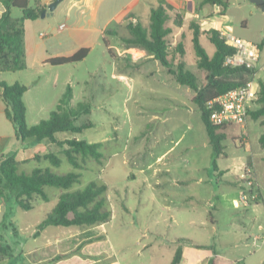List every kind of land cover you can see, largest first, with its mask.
Wrapping results in <instances>:
<instances>
[{
  "label": "crops",
  "instance_id": "obj_1",
  "mask_svg": "<svg viewBox=\"0 0 264 264\" xmlns=\"http://www.w3.org/2000/svg\"><path fill=\"white\" fill-rule=\"evenodd\" d=\"M52 1L54 0H29V3L32 6L36 4L40 7H44L45 9ZM243 1L251 2L250 0ZM166 2L172 5L181 14V27H172L174 33L176 32V36L181 34V30L186 28L187 39H189L190 32L192 34V29L190 28V23L192 21L199 24L201 31L214 28L219 30L224 36L229 34L234 35L233 31L236 18L229 14L226 8L223 9L222 6L218 4H211L209 2H204L203 0H166ZM157 4V0H61L58 2L54 10L61 5V11H64L65 17L70 23L69 29L66 33H63L56 39L57 46L59 47L55 50V52L49 53L48 50H43L42 54H39L37 64L42 68H48L47 66H50L51 68L52 65L46 62L47 59L55 56H68L75 53L82 47H88L89 51L86 57L82 59V61H85L87 56L92 52L94 45L100 42V39L103 40V43L104 39L106 40L104 48L101 51L103 57L108 59L106 54L111 56L110 77L118 80L120 83H123V81L127 78L132 79L131 74L128 71L129 66L136 67L139 70L141 66L149 62H154L158 70L162 72L161 79L159 78L150 82L139 81L137 85L146 91L149 97L160 99L161 103L145 108L144 110L138 109V113L149 114L147 117V123H155L153 128L147 127L148 125H146L145 128H142L141 131H139V136L147 137L152 135L153 145H157L164 141L166 145L163 146L162 150L154 152L152 151L153 147L148 146V150H151L149 152L151 160H147L148 158L145 159V155L148 154V150L137 147L136 149L131 150V155L128 158L127 150L129 147L126 143L130 142V138L125 141L122 147L115 148L114 141L117 138L115 136L116 132L115 129L110 128V126H107L106 128L103 127L98 133L92 134L91 140L84 138L87 142L98 143V150L103 145L106 147V154H103L106 157L105 164L101 166L98 165L100 168L98 166L97 167L100 169V172L102 170L107 176V180H102L101 183L106 185L105 194L109 202L108 204L113 207L119 206L121 210L120 214L127 215L128 211L135 209L132 204L130 205L126 203L128 199L137 198L149 201L156 212L155 216L152 217L153 220H149V223H153L155 225V231L159 229L157 228L158 226L162 225V221L166 216H168L172 221H176L177 225L182 224L185 226L186 229L183 228L187 230L185 234H174L175 236H173L170 240L166 239V242L170 245L168 264L171 263L178 248L181 250V258L178 264H209L210 261H212L213 264H238V261H243L242 264H246V259L252 255L251 253L244 252V254L239 255L236 259L232 253L231 247L227 248V246H230L231 244L232 240L229 239L231 235H235L233 240L234 246L241 245L243 249H245L248 247L249 243H252L257 246V250L264 249V225L258 224L255 227L250 224L252 216L245 210H248L251 206L245 207L240 204V181L238 178L240 172L245 166L252 167L255 179L260 187L259 190H264V180L261 179L262 174L259 170L260 164L264 162V146L260 144L262 149H257L256 151L253 149L251 144L250 146H247V158L240 161V164L237 165V170L233 172L234 178L232 179L231 176L229 177L231 168L227 163L228 155L227 152L224 151V147L223 152L218 156V161H216V168L213 167V171L211 170V140L208 133L207 137L204 136L202 138V142H199L202 144L203 148H206L207 163L205 165L204 163H196L195 161L196 153H194V150L196 148V144L192 138L194 134L187 138V133H178L177 127L159 130L160 125L169 122L172 117L180 111V106L185 105V102L180 101V97L184 98L185 94L183 91L180 92V85H186H182L177 82L172 74H170L159 62V60L153 58V56L145 49L136 46H125L122 40L118 38V34H125L122 36H126L128 34L126 30V23L131 18H135L136 22H139L140 24H142L143 16H147L150 19V9L152 7H156ZM256 6L260 8L259 5ZM4 10L5 7L2 0H0V16ZM39 18L40 17L34 20H25L23 22L25 55H31L33 50H35V47L37 49L38 46H42L38 45L37 42L33 45V41H35L34 31L37 29ZM240 21L241 25L246 26V20L241 19ZM62 25L63 24L59 25V29L62 28ZM107 29L117 30L116 35L106 33ZM203 37L207 38L203 33H201L199 36L200 42ZM181 43L183 44V42ZM255 43L261 44V46H259L260 58L251 74V77L256 84L259 85V81L262 80L264 82V79L258 78V80H255V77L259 70L264 72V39ZM184 52L185 53L181 59L186 62V68L189 69L188 62L184 58L187 52V50L185 51V48ZM175 53L176 56L174 57V63L177 64L180 59V55L177 52ZM212 54L209 55L211 56ZM59 68H63L65 70L67 67ZM140 69H142V67ZM162 70H164L165 73H163ZM1 72L2 71H0V81H4L7 84L19 82H7L1 77ZM140 72L145 74L142 70H140ZM154 73V71H149V73H146L145 76H152ZM67 77L66 81H69V79H72L73 74H68ZM39 81L40 77L34 83H38ZM71 82L72 80H70V83L67 84V86L69 85L71 87ZM134 84H136L135 81L131 84V88L133 87V89L135 88ZM33 85L34 84L28 85V89L22 96L26 106V122L28 116V106L25 101V95ZM186 87L190 88L188 86ZM186 93L188 94L186 98L191 99V102L194 103L193 97L195 95V91L192 89L191 93H189L187 89ZM5 108L6 105L1 96L0 90V156L14 155L15 159L18 161V172L30 173L35 168H41L50 169L52 172L57 174H64L56 172L52 167L54 164L44 155L48 152H53L60 159L59 164H61L64 160H67L66 156H64L65 159H63L59 155L60 152L53 148V143L51 142L41 141L26 143L20 141L15 134L13 123L5 114ZM42 109L43 106L40 105L39 110ZM189 109L192 111L193 108ZM250 120L254 119H247L244 134L242 135V131H240V134L238 135L240 137V143L243 147L246 146V143L250 142L248 136ZM262 120H264V117L254 121H256L259 125V123L262 124ZM230 126L233 125H229L227 130ZM261 126H264V124ZM64 133H68L69 135L66 136ZM263 133L264 132L261 134ZM261 134L258 136V141ZM56 135L58 139L72 137L83 139V136H80L82 135L81 133L74 134L70 132H58ZM131 136L132 135L130 134L129 137ZM203 153L205 158V152ZM36 154L39 155L38 158H36ZM221 158L222 162H220ZM42 161H47L48 163L43 167L38 166ZM205 168V174H202L201 171ZM71 171L73 170H69L68 172ZM97 171L99 172V170ZM118 174L122 176L120 178L121 181L117 182L115 177ZM133 183H138L139 186L134 187ZM47 187L50 186L44 187L47 199H43L39 195H34L30 200V209L37 206V202L39 200L45 202L51 200V195L46 189ZM64 192L59 191L55 194V199L57 198L56 203L59 196ZM254 205L255 206L251 207V212H253V214L257 212V203ZM9 208V212L6 216V222L11 226V230H13V227L17 228L13 213L20 207L14 203H10ZM143 209L150 210V205L147 206L146 203V206ZM230 209L234 210V212L229 214L231 215L229 218L230 225L222 228L220 224L222 225L224 223L223 217ZM111 216L112 213L110 217ZM109 219L107 221H109ZM107 221L99 225L103 227ZM59 226L61 225L46 226L43 230H41L39 235L44 233L46 230H51L52 227L58 228ZM64 227L79 228L82 226L73 225ZM1 229L2 226H0V233L6 235L7 233ZM35 230L31 232L32 235ZM145 230H149V228H146ZM173 231L177 232V229ZM101 232L104 233L103 231ZM55 233L56 234H53L55 237L54 241H48V243L44 246V249L47 247L52 248L54 246L57 248L63 243L68 242V239L65 236L67 232ZM12 235L14 236L13 231ZM30 235L28 237H30ZM78 237V240L76 235L74 238L70 237L71 240L69 241L74 243V247H77L80 243H82L83 237L80 233ZM147 245L148 244H146V246ZM158 245L161 244L158 243ZM40 252L41 251L37 252V254ZM43 252H45V250ZM76 252L77 251H74L75 254L72 256L73 258L71 257V260H78V258H80L79 253ZM71 262L69 264H71ZM98 263L99 262H97V260L92 262V264ZM54 264L66 263L60 259ZM101 264L117 263L102 262Z\"/></svg>",
  "mask_w": 264,
  "mask_h": 264
},
{
  "label": "rangeland",
  "instance_id": "obj_2",
  "mask_svg": "<svg viewBox=\"0 0 264 264\" xmlns=\"http://www.w3.org/2000/svg\"><path fill=\"white\" fill-rule=\"evenodd\" d=\"M244 2L243 0H229V4L226 7L227 12L236 18L233 34L249 42H260L264 39V11L253 2ZM12 14L14 17H19L21 16V11L19 9H14ZM170 16H172V14ZM241 19L246 20V26L241 25ZM149 21L150 19L147 16L142 17V25L147 26ZM172 21L170 17L166 25L173 27ZM61 24H63L61 26L62 28L59 29V25ZM69 25L70 23L67 21L64 11H61V5L50 14L40 17L37 29L34 31L35 41H33V45L37 42L38 45L42 46H38L37 49L35 47L31 55L24 56L25 68L15 72H1V77L7 82L19 81L26 86L34 84L25 95V101L28 106L27 123L35 124L41 119L48 118L50 113L56 110L59 99L62 97L63 92H65L67 84L72 80L70 84L73 94L71 104L76 105L78 102L87 101L91 108V113L87 117H81L77 120L78 124L88 120L92 123L90 128L81 133L82 135L80 136H83V139L91 140L92 134L98 133L103 127L106 128L110 126V128H114L116 132L115 136L117 138L115 137L116 139L114 141L115 148L122 147L125 141L130 138V142L126 143L129 147L127 150L128 158L131 155V150L137 147L147 150L148 146L153 147L152 151L154 152L162 150L163 146L166 145L164 141L157 145H153L152 135L147 137L139 136V131H141L142 128H145L146 125H148L147 127L149 128H153L155 123H147L149 114L138 113V109L144 110L145 108L161 103L160 99L149 97L148 93L137 85L139 81L150 82L159 78L161 79L162 72L158 70L154 62H149L141 66L142 69H140V67L139 70L136 67L129 66L128 71L132 79L127 78L123 83H120L118 80L110 77L111 56L106 54L108 59L103 57L101 51L104 48V43L103 40L100 39V42L94 45L92 52L87 56L85 61L80 60L74 63L52 65L51 68L50 66H47L48 68H42L37 64L39 54H42L43 50H48L49 53L55 52L59 47L57 46L56 39L63 33H66L69 29ZM181 31V34L177 36L174 31L169 35V50L173 52L177 43L183 42L185 51L187 50L184 58L188 62V68L194 74L200 76L201 71L196 67L195 63L197 58L191 41L192 34L190 32L189 39H187L186 28ZM121 34L125 35L123 33ZM122 35L118 34L119 37H117L121 39V37H123ZM201 43L209 54L213 53L214 45L207 38L203 37ZM59 67L67 68L64 70ZM140 70L144 71L145 74H148L149 71H154L155 73L152 76H145ZM162 71L165 73L164 70ZM71 73L73 74L72 79L66 81L68 74ZM39 77L40 81L34 83ZM258 78L264 79L263 71L259 70L257 72L255 80H258ZM133 81L136 83L134 84V89L133 87L131 88ZM187 89L189 93H191V88L180 85V92H185L184 98L180 97V101L185 102V105L180 106V111L172 117L169 122L160 125L159 130L177 127L178 133H187V138L194 134L192 138L196 144L194 150V153H196L195 161L196 163H204L206 165V148H203L202 144L199 142H202L204 136L207 137V132L197 105L195 102H191V99L186 98L188 95L186 93ZM40 105L43 106L42 110H39ZM189 108H193L192 111H190ZM248 119H251V117L249 116ZM261 123L264 124L263 122ZM262 124L259 123V126L256 121L250 120L248 132L250 142L246 143L245 147L240 143V137L238 136L240 131L243 130L242 128L238 125H233L226 131V137L221 143L224 147V151L227 152L228 155L227 163L231 168L229 177L231 176L232 179L234 178L233 172L237 170V165L240 164V161L247 158V146L251 144L255 151L257 149H262L258 141L259 134L264 132V126H261ZM130 134L132 135L131 137H129ZM64 135L68 136L69 134L64 133ZM53 148L59 151V155L65 159V155L61 151L60 146L53 144ZM105 150V145L99 148L103 157L99 160L91 156L84 157L77 154V161L80 163L79 168L73 167L67 160H64L59 165H52L53 169L58 173H65L69 170L80 172L81 176L79 182L74 183L68 189L51 186L47 187L46 189L51 195V200L48 202L39 200L37 206L27 211L17 208L13 213L17 227L16 236L12 235L11 226L8 225L5 220L6 227L2 226L1 230L7 233L5 239L7 243L10 244L12 255L0 261V264H54L60 259L66 264H69L71 261V264H92V262L96 260L99 262L98 264L102 262H113L117 264H168L170 245L166 242V239L170 240L175 236L174 234H185L187 232V230H185L186 227L182 224L177 225L176 221L174 222L166 216L162 221V225L158 226L157 228L159 229L155 231V225L149 223V220L156 214L154 208L149 201L137 198L128 199L126 201L127 204H132L135 208L132 211H128L127 215H121L119 206H110L107 198H105V209L109 210L112 216L103 227L99 225L101 223L92 226L83 225L79 228L59 226L58 228L52 227L51 230H46L36 237H33L31 234V232L35 230L36 225L53 209L57 199H55V194L59 191L81 190L91 181L101 183L102 180H107L106 174L102 170L100 172L99 169V166L104 165L106 161V157L103 155L106 154ZM210 150V166L213 171L212 159L214 158V152L212 143ZM150 151L151 150H148V154L145 155V159L148 158L147 160H151ZM203 152H205V158ZM47 161H42L38 166L43 167L48 163ZM216 161H218V157ZM220 162H222V158ZM97 170H99V172ZM205 170L206 168L202 170L201 173L205 174ZM259 170L262 174L261 179L264 180V162L260 164ZM121 176L122 175L118 174L115 180L117 182L121 181ZM133 186L137 187L139 184L133 183ZM146 203L147 206L150 205V210L143 209ZM256 203L257 212L253 214V212H251V207L255 206L254 204ZM1 204L2 203H0V206ZM245 207H250L245 211L252 216L250 223L252 226L256 227L258 224L264 225V190L260 191L255 203H251ZM231 212H234V210L230 209L225 213L223 217L224 223L222 225L220 224L222 228L230 225L229 218L231 215L229 214ZM146 228H149V230H145ZM176 229L177 232L173 231ZM55 232H67L65 236L68 242L63 243L57 248L56 246L52 248L46 246L47 248L44 249L48 241H54L55 237L53 234H56ZM79 233L83 237L82 243L74 247V243L69 241L71 240L70 237L74 238L76 235L78 240ZM29 235L30 237H28ZM234 238L235 235H231L229 239L232 241L227 248L231 247L232 253L236 259L239 255L244 254V252H249L252 255L249 258L247 257L246 264H264V249L257 250V246L252 243H249L248 247L245 249H243L241 245L234 246ZM158 243L161 245H158ZM146 244L148 245L146 246ZM38 250L41 251L39 254H37V252H39ZM44 250L45 252H43ZM74 251H77L76 253L80 255V258H78V260L76 259L77 261L71 260L73 258L72 256L75 254ZM242 262L243 261H238V264H242Z\"/></svg>",
  "mask_w": 264,
  "mask_h": 264
},
{
  "label": "trees",
  "instance_id": "obj_3",
  "mask_svg": "<svg viewBox=\"0 0 264 264\" xmlns=\"http://www.w3.org/2000/svg\"><path fill=\"white\" fill-rule=\"evenodd\" d=\"M211 4H218L223 9L229 4L228 0H203ZM5 10L0 16V71H16L25 68L24 56V29L25 20H34L40 16L44 7L30 5L29 0H2ZM157 6L150 9V22L147 27L139 22L126 23L127 35L121 37L125 46H136L145 49L153 58L172 74L174 79L182 85H186L195 91L193 100L200 111L201 119L210 137L214 158L213 167L216 168V158L223 152L222 140L226 137V130L229 126L213 125L209 120L207 103L219 94L230 89L245 85L251 78L254 69L245 66L230 67L224 64V57L234 52V47L217 29L200 30L198 23L192 21V45L196 54V66L200 69V76L195 75L186 68V62L181 59L184 55V48L178 42L173 52L169 50V35L173 28L166 25L172 18L173 27H181V14L166 0H157ZM14 9L21 11V16L14 17ZM172 14V16H170ZM106 33L116 35V30L107 29ZM203 33L214 45V53L210 56L201 44L199 36ZM104 43L106 40L104 39ZM261 46V44H258ZM260 48V47H259ZM88 47H82L75 53L68 56H55L46 60L50 65H62L74 63L86 57ZM177 52L180 59L174 63ZM28 86L19 82L7 84L0 81L1 96L5 102V114L13 123L15 134L22 142H51L61 147V151L67 160L79 168L77 154L91 156L96 160L102 157L98 150V143H90L85 139L76 137L58 139V132H70L80 134L90 128L92 123L88 120L81 124L77 120L87 117L91 113L90 104L87 101L70 104L72 89L68 85L62 97L59 99L56 110L50 113L46 119L38 123L28 125L26 122V106L22 99L23 93ZM249 116L257 120L264 117V82L259 81L257 105L249 110ZM264 123V120H262ZM259 142L264 146V133L259 137ZM53 164L58 165L60 159L53 153L44 155ZM39 155L36 154V158ZM18 161L14 155L0 156V203L1 198L6 202V210L0 226H5L6 216L9 212V204L14 203L20 208L27 210L31 208L30 200L34 195L47 199L44 191L45 186L60 187L68 189L74 183L79 182V172H67L57 174L50 169L35 168L30 173L18 172ZM106 185L96 181L89 182L83 189L67 191L59 196L54 208L37 225L33 236H38L41 230L49 225L61 226H83L94 225L107 221L111 212L105 209ZM8 205V207H7ZM12 224V223H10ZM14 236L17 235V228L13 227ZM24 242V241H23ZM11 247L0 233V261L11 257ZM181 258V250L178 248L170 264H178ZM209 264H213L212 261Z\"/></svg>",
  "mask_w": 264,
  "mask_h": 264
},
{
  "label": "built area",
  "instance_id": "obj_4",
  "mask_svg": "<svg viewBox=\"0 0 264 264\" xmlns=\"http://www.w3.org/2000/svg\"><path fill=\"white\" fill-rule=\"evenodd\" d=\"M129 21L135 23L136 19L131 18ZM224 37L234 47V52L224 57V64L230 67L245 66L255 69L260 58L258 44L231 34ZM258 89L259 85L251 77L245 85L230 89L209 100L207 108L210 122L217 126L224 124L238 125L243 129L241 130L243 135L249 117V110L257 105ZM238 178L240 181V204L248 206L255 203L260 194V187L255 179L252 167L245 166Z\"/></svg>",
  "mask_w": 264,
  "mask_h": 264
},
{
  "label": "water",
  "instance_id": "obj_5",
  "mask_svg": "<svg viewBox=\"0 0 264 264\" xmlns=\"http://www.w3.org/2000/svg\"><path fill=\"white\" fill-rule=\"evenodd\" d=\"M61 0H54L52 2H50L47 7L45 9L42 10V12L40 13V17H44L45 15L50 14L54 8L56 7V5L58 4V2ZM251 2L255 3L256 5H259L261 7V9L264 11V0H250ZM2 204L0 206V220L2 219L3 215H4V211L6 208V202L4 200V198H1Z\"/></svg>",
  "mask_w": 264,
  "mask_h": 264
}]
</instances>
